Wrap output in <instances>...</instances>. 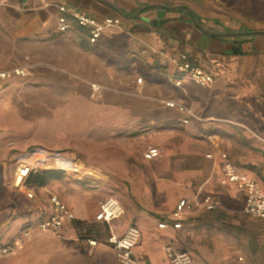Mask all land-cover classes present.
Masks as SVG:
<instances>
[{"label": "rangeland", "instance_id": "obj_1", "mask_svg": "<svg viewBox=\"0 0 264 264\" xmlns=\"http://www.w3.org/2000/svg\"><path fill=\"white\" fill-rule=\"evenodd\" d=\"M217 4L231 19L264 32V0ZM246 47V56L228 58L214 83L196 85L197 94L187 89L181 97L205 117L212 112L210 116L224 120L206 132L220 134L231 157L264 185V35L257 34ZM84 63L79 68L36 65L25 77L0 85V245L7 228L25 213L26 199L16 184L19 162L41 170H73L65 160L75 167L100 168L107 177L98 205L109 197L118 200L125 208L123 221L130 216L133 223L165 214L173 207L174 194L193 193L213 176L218 185L211 189L219 192L220 207L195 214L175 234L177 244L192 250L197 264H235L236 255L244 256L246 264H264V221L248 215L239 195L219 184L214 163L206 157L204 128L182 126L178 113L153 99L159 82L143 77L132 87L128 81L112 87L93 83ZM147 66L152 76H161L155 63ZM161 82L173 89L164 78ZM139 86L153 96L130 97ZM215 94L223 100L208 99ZM150 146L161 149V158H144ZM0 264L30 263L25 254H17L1 258ZM80 264L118 263L93 255Z\"/></svg>", "mask_w": 264, "mask_h": 264}, {"label": "crops", "instance_id": "obj_2", "mask_svg": "<svg viewBox=\"0 0 264 264\" xmlns=\"http://www.w3.org/2000/svg\"><path fill=\"white\" fill-rule=\"evenodd\" d=\"M217 3L218 0H0V70L28 67L30 74L36 65L55 63L58 66L79 68L87 61V76L93 83L112 87L115 82L128 81L132 87L137 78L143 77L159 82L157 94L153 99L178 113L182 126H191L199 131L201 127L204 128L202 135H207L204 142L208 147L206 157L210 153L215 154V159H207L214 163V172H218L219 184L236 192L245 206L244 191L234 185L221 183L223 161L218 157V153L226 152L237 165L236 161L239 160L231 157L230 145L221 140L220 134L206 132L209 130L208 126L220 127L219 124L224 120L210 116L211 111L205 117L181 97L187 93V89L197 94L194 92L196 84L186 82L185 87L178 88L170 81L177 67L176 61L182 54H187L193 64L213 72L216 81L225 62L234 57V33L252 30L236 18L231 19L225 15L226 12H220L221 8ZM63 4L76 7L101 20L106 17L119 18L121 23L106 28L99 40L92 43L89 29L79 25L72 18H69L70 28L67 32L58 30V18L61 16L59 6ZM256 37H243L247 40L243 44L244 51ZM149 63L156 64L155 71L160 77L150 74L147 66ZM18 78L23 77L17 76L10 80ZM163 78L173 89L163 85ZM10 80L1 82L0 85ZM139 87L136 91L130 90L135 91V94L129 93L130 97L143 100L153 96L145 95L144 86ZM127 92L128 90L124 94L125 97ZM212 98L216 101L223 100L220 94L208 97L209 100ZM166 101L184 103L203 120L184 122L185 114L167 106ZM218 103L221 110L222 106ZM161 155L160 149V155L153 160L161 158ZM64 162L68 167H75L72 162ZM238 166L244 172L254 175L241 165ZM64 171L61 178L50 179L44 186L19 188L26 199L23 209L25 213L21 220L7 228L6 236H1L4 244L0 245V249L22 234L27 225L35 220L40 208H44L49 214L52 213L50 196L56 195L75 213L76 220L62 233H40L28 241L18 254H25L30 264L36 260H39L40 264H51V261L57 264H80L82 261L93 259V255L96 258L107 256L110 261L115 260L120 264L109 240L112 234L122 236L129 225H135L141 230L137 251H142L144 258L140 264H170L164 250L167 245L190 252L194 264H197L195 253L188 248H181L175 240V234L183 231L195 214L216 210H197L183 216L181 228L173 226V212L181 199L195 195L204 198L210 194L221 202L219 192L211 189V184L218 185L213 183V180L217 181L213 176L193 193L182 192L177 197L174 194L173 207L165 214L155 216L150 221L141 219L136 223H133L130 216L123 221L124 214L122 219L109 225L96 218L100 211L97 195L103 190L107 175L100 168L87 167L84 163L71 171ZM84 183L88 185L87 188L83 187ZM261 185L264 190L262 182ZM27 190L34 191L36 199H30L26 194ZM164 222L169 224L167 228L160 227ZM167 238L169 242L164 244ZM88 240H95L97 244L91 245ZM239 257L244 258L242 255H236L235 264L238 263Z\"/></svg>", "mask_w": 264, "mask_h": 264}, {"label": "built area", "instance_id": "obj_3", "mask_svg": "<svg viewBox=\"0 0 264 264\" xmlns=\"http://www.w3.org/2000/svg\"><path fill=\"white\" fill-rule=\"evenodd\" d=\"M61 16L58 18V30L67 32L70 28L69 18L74 19L79 25L89 29L90 40L95 43L101 37L103 31L114 25H120L119 18L106 17L98 19L76 7L68 5L59 6ZM176 70L172 73L170 81L178 88L185 87L186 82L196 85L206 86L214 83L215 75L213 72L204 67L193 64L187 54H182L176 61ZM28 67H15L7 70H0V83L10 80L14 77H25L28 74ZM166 105L171 108L178 109L185 114L184 122L191 120L202 121L187 105L177 101H166ZM160 155V150L156 146H150L144 151V158L148 161L155 159ZM208 158L215 159V154H208ZM218 157L223 161L222 179L223 185H234L239 190L245 192V212L253 218L264 221V190L260 180L251 174L244 172L237 164H235L226 152H219ZM75 169V167H71ZM41 167L27 161H21L16 171V184L23 188L24 181L32 171H40ZM27 196L30 199H36V194L32 190H27ZM50 201L53 206L52 213H47L44 208L38 210V215L23 230L22 234L15 238L12 242L0 249V257L16 256L24 249L26 243L40 233H62L72 226L76 220L75 213L64 203L58 196L51 195ZM221 202L208 194L204 198L195 195L189 198L181 199L173 212V226L181 228L183 226V216L197 211L208 210L213 211L220 207ZM125 214V208L121 202L114 198H106L100 202V211L97 214L98 221H104L111 224L120 220ZM169 224L164 222L160 224L161 228H167ZM86 232V229H85ZM141 239V230L135 225H129L122 236L112 234L110 243L116 251L120 264H140L144 258L142 251H137ZM89 244L96 245L97 241L88 240ZM166 257L170 264H194L193 257L186 250L177 249L172 245L164 248ZM237 264H244V258L239 257Z\"/></svg>", "mask_w": 264, "mask_h": 264}, {"label": "trees", "instance_id": "obj_4", "mask_svg": "<svg viewBox=\"0 0 264 264\" xmlns=\"http://www.w3.org/2000/svg\"><path fill=\"white\" fill-rule=\"evenodd\" d=\"M263 34L264 32H258L255 30H250L249 32H240L234 33V47L232 51V55L234 56H245L247 53L244 51L243 44L245 40L243 37L251 35L253 38L257 36V34ZM64 170H40V171H32L29 176L24 181V185L28 187L33 186H44L50 179H58L64 175Z\"/></svg>", "mask_w": 264, "mask_h": 264}, {"label": "bare ground", "instance_id": "obj_5", "mask_svg": "<svg viewBox=\"0 0 264 264\" xmlns=\"http://www.w3.org/2000/svg\"><path fill=\"white\" fill-rule=\"evenodd\" d=\"M18 184V183H17Z\"/></svg>", "mask_w": 264, "mask_h": 264}]
</instances>
